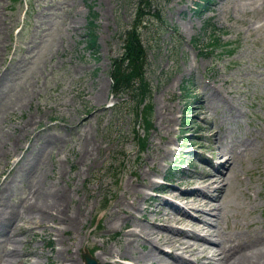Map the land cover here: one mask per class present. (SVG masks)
Returning a JSON list of instances; mask_svg holds the SVG:
<instances>
[{
  "label": "rangeland",
  "instance_id": "374dc122",
  "mask_svg": "<svg viewBox=\"0 0 264 264\" xmlns=\"http://www.w3.org/2000/svg\"><path fill=\"white\" fill-rule=\"evenodd\" d=\"M144 1L0 0V73L6 67L10 70L0 85L7 104L0 124L11 133L34 115L30 129L20 136L22 145L31 142L34 152L44 141L40 137L44 129L58 137L52 147L45 143L41 149L40 175L67 189L69 205L83 212L80 223L65 230L36 225L25 235L17 234L22 239L15 242L18 250L34 248L43 264L63 262L54 254L58 247L81 259L83 246L93 255L101 252L100 246H120L118 224L107 227L105 215L126 180L143 173L159 183L160 173L151 170V164L165 172L171 162L175 163L168 171L171 178L163 179L162 185L188 186L186 177L212 169L217 135L225 140L250 131L252 140L234 162L238 182L233 185L235 197L230 200L225 228L264 229V0H213L201 14L194 11L192 0H150L149 12L158 7L163 19L147 12L136 26L146 50L148 128L135 111L129 91L111 92L108 72L111 56L122 49L121 31L134 20L136 5ZM89 4L96 11L99 43L95 51L85 46ZM205 23L209 33L202 29ZM209 35L218 36V46L202 47ZM98 79L103 87L100 103L90 96ZM211 86L240 108V115H228L218 102L199 100ZM182 114L191 120L183 127ZM87 115L88 122L75 124ZM35 132L39 136L32 139ZM82 132L99 144L88 168L78 161ZM141 135L145 137L142 145ZM11 153L0 160V179L12 166V158L21 154L19 147ZM17 173L3 200L20 208L24 200L32 199L34 187L30 175ZM143 189L151 196L150 206L159 203L160 195L179 202L157 187ZM140 195L131 196L140 202ZM187 208L192 214L198 211L190 204ZM55 225L62 226L61 222ZM139 245L135 243L134 252L147 246ZM94 256L102 264H111Z\"/></svg>",
  "mask_w": 264,
  "mask_h": 264
},
{
  "label": "bare ground",
  "instance_id": "6f19581e",
  "mask_svg": "<svg viewBox=\"0 0 264 264\" xmlns=\"http://www.w3.org/2000/svg\"><path fill=\"white\" fill-rule=\"evenodd\" d=\"M9 71V67H6L0 73V85L3 78L9 75ZM92 82V80L89 81V83ZM90 89L92 88L87 90ZM102 92V82L98 79L90 94L94 102L100 103ZM199 98L212 103L218 102L228 115L237 117L241 113L240 108L227 101L212 86L208 91L202 92ZM6 105L4 93L0 91V113ZM33 118L34 115L25 118L17 126L18 129L12 130L11 133H6V129L0 124V160H6L12 155L11 151L18 147L21 152L18 157L12 158V166L0 179V243L3 244L0 264H23L26 259L29 263L25 264H43L37 257L39 253L34 248H27L24 252L18 250L15 242L22 239L17 234L23 232L22 235H25L28 231L35 230L36 225H53L55 228L65 230L69 226L79 224L83 213L79 207L73 209V206L69 205L71 194L67 189L57 185L53 178L46 181L40 175L42 173L40 158L43 154L41 149L45 143L52 147L58 137L50 135L44 129V133L40 135L44 141L39 144L36 152H34L35 148H31V142L27 145H22L20 142L21 134L30 129ZM88 121L87 115L75 124H84ZM36 134L37 132L32 134V139H35L34 136H39ZM244 135L243 137L239 133L225 140L217 135L215 138L216 159L212 161V169L197 170L194 175L186 177V181L191 183L188 186L171 188L172 186L157 183L143 173L133 180H126L124 190L119 197L112 199V203L110 202L111 204L107 207L108 212H104L107 227L118 224L120 236L117 238L122 239L118 244L120 246L116 248L108 244L100 246L99 250L103 254L99 252L94 255L100 261L108 260L111 264H150L152 261L158 264H207V262L210 264H264V229L225 228L230 200L235 197L233 185L238 182L236 180L238 171L234 162L239 160V151H244V148H248L252 142L250 131H245ZM79 137L78 161L88 168L95 161L93 154L98 150L99 144L85 132H82ZM151 159L154 158L151 157ZM18 171L26 176L30 175L34 187L32 199L24 200L20 208L14 204H5L3 200L4 194H7L13 184L12 181L17 178ZM132 174H136V170L132 171ZM233 179L235 180L232 183ZM143 187H157L164 193L169 192L178 198L180 203L171 200L169 196L160 195L159 203L150 206L147 200H151L149 199L151 196ZM136 192H141L139 198L142 202L136 201L131 196ZM189 204L198 211L194 214L189 212L187 208ZM158 216L160 218L156 219L155 217ZM220 221L224 222L222 227L219 224ZM60 222L62 226L55 225ZM197 229L202 233L199 234ZM135 243L140 244L139 246L141 244L144 246L147 244V246L134 252ZM164 244L169 248L165 249L162 246ZM65 246L68 247V245ZM55 250V256L63 260L58 264H82L79 256L67 248L64 251L62 247ZM197 251L198 256L195 260L189 257V254ZM32 255L36 256L31 257Z\"/></svg>",
  "mask_w": 264,
  "mask_h": 264
},
{
  "label": "trees",
  "instance_id": "16d2710c",
  "mask_svg": "<svg viewBox=\"0 0 264 264\" xmlns=\"http://www.w3.org/2000/svg\"><path fill=\"white\" fill-rule=\"evenodd\" d=\"M213 0H193V9L196 13L201 14L210 8V4ZM150 0H145L144 4H137L135 7V18L128 26H126L121 33L122 36V49L120 53L114 55L110 59L109 75L111 78L112 91L122 89L131 92V99L137 113H140L145 122V126L150 124L148 118V112L150 109L149 102V84L144 74V63L146 50L140 36V32L137 30V23L142 21L143 15L150 11ZM146 6V7H145ZM156 17L162 18L160 8H156L151 11ZM96 15V11L89 5V14L87 18L85 35V46L95 51L98 47L97 33L95 31V21L93 18ZM204 31H208V25L205 23L202 25ZM198 41V38L195 37ZM218 36L209 35L206 43L202 42V47L214 48L218 46ZM142 106L140 110L139 106ZM182 125L186 126L191 120L188 115L183 114Z\"/></svg>",
  "mask_w": 264,
  "mask_h": 264
},
{
  "label": "water",
  "instance_id": "95a60500",
  "mask_svg": "<svg viewBox=\"0 0 264 264\" xmlns=\"http://www.w3.org/2000/svg\"><path fill=\"white\" fill-rule=\"evenodd\" d=\"M82 258L84 260L83 264H101L95 257L92 255L87 248L82 249Z\"/></svg>",
  "mask_w": 264,
  "mask_h": 264
}]
</instances>
